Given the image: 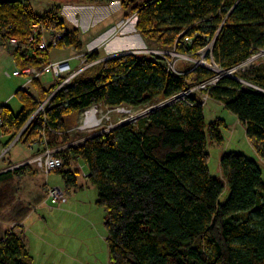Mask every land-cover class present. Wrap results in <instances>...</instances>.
I'll return each mask as SVG.
<instances>
[{"label": "trees", "instance_id": "trees-1", "mask_svg": "<svg viewBox=\"0 0 264 264\" xmlns=\"http://www.w3.org/2000/svg\"><path fill=\"white\" fill-rule=\"evenodd\" d=\"M35 23L61 32L64 47L79 48L76 30L64 26L57 7L36 14L24 0H0V39H17L12 52L17 68L39 70L48 61L42 51L31 54L28 47ZM136 30L144 40L192 56L212 42L205 59L229 70L264 51V0H146L137 9ZM186 37L190 44L184 43ZM99 57L94 51L87 60ZM166 58L126 54L102 60L56 91L25 126L61 81L54 79L44 87L39 78L33 79L27 89L15 91L20 102L16 113L6 104L0 106L1 135L12 133L1 145L6 147L24 126L15 143L31 146L45 131L51 135L49 148L67 145L56 153L62 167L54 172L66 186H75L70 163L85 166V177L97 193L96 205L104 212L108 264H264L261 170L243 154L224 152L219 158L221 177L210 175L206 146L222 141L223 121L205 123L196 97L162 105L135 123L92 136L78 132L75 141L68 140V114L93 104L144 110L215 74L197 66L176 75L167 68ZM232 74L241 82L221 76L207 90L208 99L236 117L264 161V57ZM28 168L31 165L25 164L0 173V186ZM224 188L227 196L221 202ZM41 198L31 203L37 205ZM29 206L19 207L13 220L25 218ZM31 260L17 233L0 232V264Z\"/></svg>", "mask_w": 264, "mask_h": 264}, {"label": "rangeland", "instance_id": "rangeland-1", "mask_svg": "<svg viewBox=\"0 0 264 264\" xmlns=\"http://www.w3.org/2000/svg\"><path fill=\"white\" fill-rule=\"evenodd\" d=\"M145 1L117 0L109 4V2L102 0H56L54 3L56 7L62 6L58 8V12L60 10V17L66 28L76 30L75 36L79 41V48L72 45L64 47L60 43L63 37L61 32L54 30L51 26L45 28L40 25L41 27L39 26L36 29L40 37L43 36L47 39L53 33L58 34V37L53 45L39 50L46 54L48 61L39 70H35L41 71L50 62L68 61L70 69L76 71L91 62L87 60V54L94 52L90 49H93L95 45H97L96 50H98L100 56L98 59L106 58V53L109 51L124 47H137L151 50L153 53H149L148 56H160L163 54L158 53L166 52V59L176 67V70H186L197 66L214 73L219 70L211 61L205 59L206 49L199 52L197 56H192L179 52L173 46L165 49L161 42L144 40L136 30V13ZM30 35L31 31L27 38L31 52L33 45L29 40ZM11 40H14L15 43H11ZM105 40L110 41L104 43ZM91 46L92 48H89ZM17 47L18 41L14 37L0 39V96H3L0 100L9 95L8 100L0 105L6 104L14 113L20 108V102L14 95L15 91L26 81L25 79H29V85L32 84L33 79H31L30 74L29 76L20 75L18 77L7 76V74L10 75L14 70L34 69L31 66L19 69L14 65L12 52ZM263 57L264 55L256 54L250 58L249 62H243L235 67L233 72L243 70L256 62L257 58L262 60ZM52 80H54V77L51 74H40V82L45 87L49 86ZM196 96L202 100L201 105L205 123L215 119L223 121V126L220 127L222 141L220 143L208 141L206 146L209 154L207 165L210 175L221 177L219 158L222 153L237 152L255 160L261 170L262 181L264 182V161L253 151L249 140L245 136L242 124L235 125L236 117L225 110L218 102L208 98L205 99L203 94H197ZM120 107L136 115L142 113L140 109H133L124 105ZM97 108L100 110L98 117L102 118L103 122L100 127L91 130H77L82 120L81 112L65 116V125L67 129L71 130L68 133L69 141L72 139H74L72 141H75L74 135L78 132H84V135L89 136L93 132L113 129L120 121L127 120L130 115L129 113L119 114L113 112L103 105H98ZM36 114L34 112L32 116ZM24 128L6 147H1L0 152L2 149L9 147L7 155L4 157L11 162H5L6 159L2 158L0 160V162L3 161L0 163V171L14 167L15 164L12 163L27 161L35 155H41L45 152V147L48 150L56 149V147L49 148L47 146V141L51 140V135L45 131L41 133L43 135L38 134L34 138L31 146H26L20 140L19 143H15ZM4 135L2 136L0 132V143L4 142L12 133ZM55 140L61 141V136H57ZM70 169L76 171L75 186H66L57 172L51 171L47 174L35 165H31V168L26 169L28 173L25 175V179L20 176H13L10 182L0 186V232L13 230L17 233L32 259L31 264H108L106 231L103 224L104 212L96 205V190L83 176V173L86 174L87 170L82 163L71 162ZM47 187L63 189L66 202L51 205L45 199ZM38 195L42 196L39 202L41 204L33 205L34 203L31 202L35 201ZM226 196L227 188H224L219 200L224 201ZM29 203L32 204L31 207ZM27 206L30 209H28L29 212L25 218L20 219V221L13 220V217L16 216L15 213H18V208L25 209Z\"/></svg>", "mask_w": 264, "mask_h": 264}, {"label": "built area", "instance_id": "built-area-1", "mask_svg": "<svg viewBox=\"0 0 264 264\" xmlns=\"http://www.w3.org/2000/svg\"><path fill=\"white\" fill-rule=\"evenodd\" d=\"M40 25L35 23L31 25V35H30V42L33 45V50L31 51V54L34 53L35 51H39L42 49H46L47 46L49 45H53L55 39L58 37V34H51L47 39H45L43 36L40 37L38 34V31L36 32V29L39 27ZM41 27V26H40ZM11 43H15L14 40H11ZM184 43L186 44H190L191 40L190 38H184ZM210 42L207 47L205 48L206 51H209L210 46H211ZM149 53H153L151 50H146V49H141L140 51L137 52V54H141V55H148ZM156 54V53H155ZM158 54H163L160 55L161 57H167V53H158ZM260 55H264V51L259 53ZM89 55V54H87ZM159 56V55H158ZM105 60V58L103 59H96L94 61H91L90 63L84 65L83 67H81L80 69L73 71L70 69V65L68 61H56V62H50L49 64L45 65L41 71L35 70L33 68H28V69H22V70H14L9 74H7V76H15L18 77L20 75H26L29 76V74L31 75V79H35V78H40V74L41 73H48L51 74L54 79H60L61 81L57 84V86L55 87V89L49 94V96L43 101L41 102L35 113L39 112V111H43L44 107L47 105L49 99L51 98V96L58 91L60 88H62L63 86L69 84V82L71 81V79H73L76 75H78L82 70L97 64L98 62ZM250 60V59H249ZM167 68L174 74L176 75H182L183 72H180L178 70H176L174 67V65L172 63H170L169 60H167ZM249 62L248 60L244 61ZM242 64V63H241ZM240 64V65H241ZM193 69V68H192ZM191 69V70H192ZM233 69L230 71V74L232 75L233 73ZM220 70V69H219ZM216 71L214 76H212L209 79H206L204 81H201L199 83L196 84H191L188 88L180 91L179 93H177L176 95L172 96L170 99L147 109L141 110L142 113L139 115L133 114V113H129V111L123 109L120 106H115V107H110L109 109L113 112L116 113H129V118L127 120H123L120 121L119 125L121 124H125V123H135L137 119H139L140 117L144 116L146 113L153 111L154 109H157L158 107L171 103L173 101H176L178 99H185L186 97H196L197 102H199L200 104H202V100L200 98H198L196 95L197 94H203L204 98L207 99V90L211 87L214 86L215 83L219 80V78L221 77L220 72ZM26 81L18 88L19 90L23 91L25 89H27L29 87V79H25ZM204 100V99H203ZM99 104H93L91 106H89L88 108L84 109L81 112V124L77 127V130H91L97 127H100L102 124V118L98 117V113H100V110L97 108ZM153 109V110H151ZM93 110V113L89 114L90 111ZM123 111V112H121ZM33 118V116L30 117V119L26 122L25 126L31 121V119ZM24 126V127H25ZM116 126V127H117ZM115 128V127H113ZM110 129H106L103 132L109 131ZM71 130H67L66 132H69ZM51 132V131H50ZM54 133V132H52ZM102 133V131H97V132H93L92 134H90L89 136L95 135V134H99ZM55 134H59L56 133ZM43 135V134H41ZM74 143V142H73ZM67 145H62L57 147L54 150H48V148H44V151L41 155H35L34 157H32L30 160L21 162L19 164H16L14 167L12 168H6L1 170L2 171H6L7 169L11 170L13 168H17L19 166L25 165V164H29V165H35L38 169L42 170L45 173H49L51 171H54L56 169H60L62 167V161L61 159L56 155V153L59 150H63ZM9 148V147H8ZM8 148L2 149L0 152V160L2 158H4V156L7 154V151L9 150ZM83 176L85 177V174L83 173ZM47 201H49V203L51 205H57L59 203H63L66 198H65V194H64V190L59 188V187H47L46 188V198Z\"/></svg>", "mask_w": 264, "mask_h": 264}, {"label": "crops", "instance_id": "crops-1", "mask_svg": "<svg viewBox=\"0 0 264 264\" xmlns=\"http://www.w3.org/2000/svg\"><path fill=\"white\" fill-rule=\"evenodd\" d=\"M29 6H30V8H31V10L34 12V13H36V14H42V13H44V12H47V11H49V10H51V9H53V8H55L56 7V4H54L55 2H56V0H24ZM111 3H113V2H110L109 4H111ZM62 6L60 5V7L58 6V8H61ZM37 9H38V12H37ZM59 17H60V10H59ZM60 19H61V17H60ZM62 20V19H61ZM63 21V20H62ZM63 24H64V26H65V23H64V21H63ZM66 27V26H65ZM69 30H71V29H69ZM107 40H105L104 41V43L106 42ZM110 40H108L107 41V43L109 42ZM97 45H95V46H93V49H90V50H93V51H98V50H96V47ZM89 48H92V46L91 47H89ZM112 51H109V52H107L106 53V55H108L109 53H111ZM39 80H40V78H39ZM42 85H43V83H42ZM44 86V85H43ZM45 87V86H44ZM17 91V90H16ZM1 97H3V96H0V98ZM8 98H9V95L8 96H6V98H3V99H1L0 100V104H2V103H4V102H6L7 100H8ZM220 104V103H219ZM1 106V105H0ZM222 106V105H221ZM235 123V125L236 124H238L239 122H238V120L236 119V121H234ZM240 124V123H239ZM1 147H2V145H1V143H0V149H1ZM252 147V146H251ZM253 149V148H252ZM254 151V150H253ZM255 152V151H254ZM223 154V153H222ZM256 154V153H255ZM7 155V154H6ZM5 155V156H6ZM257 155V154H256ZM31 157V155L29 156V158ZM6 158L4 157V160H5ZM26 161V160H25ZM255 161V160H254ZM3 162V161H2ZM2 162H0V163H2ZM5 162H11V161H9L8 159H6V161ZM22 162H24V161H22ZM19 163H21V162H19ZM19 163H12V164H19ZM27 171V170H26ZM24 172L23 174H21L20 175V177H22V178H26V174L28 173V172ZM64 202H66V200L64 201ZM41 203H39L38 205H40Z\"/></svg>", "mask_w": 264, "mask_h": 264}, {"label": "water", "instance_id": "water-1", "mask_svg": "<svg viewBox=\"0 0 264 264\" xmlns=\"http://www.w3.org/2000/svg\"><path fill=\"white\" fill-rule=\"evenodd\" d=\"M140 38V37H139ZM140 41H141V43H143L142 42V40L140 39ZM122 49H124V50H126V51H121ZM128 48L127 47H124V48H119L118 50H114V51H112V52H116V51H121V52H116V53H109L108 55H107V57L105 58V59H108V58H113V57H119V56H122V55H126V54H137V52L138 51H140V50H138L136 53H132L131 51H129V50H127ZM248 61H249V59H248ZM237 67V66H236ZM235 68V67H234ZM232 69H229V70H219V72H220V75L221 76H227V77H230V78H232V79H234V80H236V81H239V82H241L238 78H236L235 76H233V75H231L230 74V71H231ZM151 110H153V109H151ZM9 169H7L6 171H8ZM3 172H5V171H2V172H0V173H3Z\"/></svg>", "mask_w": 264, "mask_h": 264}, {"label": "bare ground", "instance_id": "bare-ground-1", "mask_svg": "<svg viewBox=\"0 0 264 264\" xmlns=\"http://www.w3.org/2000/svg\"><path fill=\"white\" fill-rule=\"evenodd\" d=\"M127 50L131 51L132 53H136L138 50H140V48H137V47H134V48L128 47ZM121 51H126V50L122 49ZM121 51H116V52H121ZM116 52H112V53H116ZM121 112H123V111H121ZM92 113H93V110L89 112L90 116H91Z\"/></svg>", "mask_w": 264, "mask_h": 264}]
</instances>
